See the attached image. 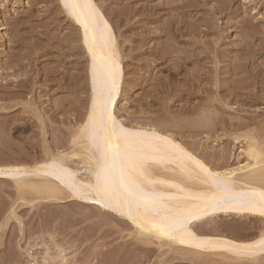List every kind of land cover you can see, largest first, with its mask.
Returning <instances> with one entry per match:
<instances>
[{"label":"rangeland","instance_id":"374dc122","mask_svg":"<svg viewBox=\"0 0 264 264\" xmlns=\"http://www.w3.org/2000/svg\"><path fill=\"white\" fill-rule=\"evenodd\" d=\"M95 1L121 56L119 120L171 135L213 170L245 176L252 166L264 180V0ZM65 8L62 0H0V166L79 152L72 141L92 82ZM68 163L91 175L81 158ZM102 208L65 192L46 201L0 180V264H264L142 236ZM258 219L222 214L195 229L244 243L264 233Z\"/></svg>","mask_w":264,"mask_h":264},{"label":"bare ground","instance_id":"6f19581e","mask_svg":"<svg viewBox=\"0 0 264 264\" xmlns=\"http://www.w3.org/2000/svg\"><path fill=\"white\" fill-rule=\"evenodd\" d=\"M62 2L64 4V0H62ZM76 2L78 3L79 7L75 9L67 7V13L69 18L71 17V19L80 29V40L82 41V45L85 48L89 59V73L90 80L92 82L89 111L77 136H75L72 141L74 147H79V152L75 149L71 153H64L61 151L53 153L51 151H47L45 153V159L41 161L38 160L33 161L31 164H21L15 166H0V180H9L10 182H14L18 185L19 189L22 190L25 187H29L36 191L41 196V198L46 201H49L50 199H56L58 194L65 192L68 194V199L70 200H79L84 204L95 206L97 208L103 207L106 210H110L111 212L128 219L142 236L152 237L159 241H167V243L170 242L171 244L173 243L179 246L186 245L190 249L195 250V253H198V255H201V253H208V255L213 254L217 256H224L222 253L232 254L226 250L229 243L243 245L251 243L264 236V233H262L255 239H251L250 241L244 243H237L236 241L224 238L202 237L198 234L195 229L196 226L207 221L209 217L213 216H222L223 214L240 218H264V215H262L258 210H248L240 207L238 204L227 205L222 208L213 209L201 200L192 199V197L196 196L199 192L207 190L211 183L210 180L208 183H205V173L201 170L199 165H203L204 168L208 169V171L213 174H220L221 177L230 178L234 191L238 193H258L264 191V180L261 178L259 173L253 170L252 166L247 168V174L245 176L239 175L237 172L238 170H232L233 172L231 173L213 170L201 159L192 155V153L186 150L180 143L176 142L171 135L163 134L156 131L155 129H148L147 127H128L122 123L118 118L116 108L121 96L123 69L114 31L110 22L104 16L95 0H76ZM109 68L115 75L117 81V91L114 94L112 103L109 105V112L115 117V120L120 127L142 133V139L145 141H152L159 145L162 149V151L158 152L157 155L164 158V163L155 164L148 169V178L154 181V183L146 185V187L166 196L171 195L177 197V199L169 201V203L180 204L186 209V213L184 215L185 218L188 219V223L186 225L187 231L191 232L199 239L210 240L211 243L207 245V247L202 249L195 248L188 244H181L177 239H169L167 237L158 235L155 230H150L153 223L160 222L158 217H156L152 212L146 211L135 201L133 197H127L122 192L113 195L112 193L105 192L96 186L94 172L97 169V157L99 156V153L96 152L88 138V125L89 116L93 114L94 99L97 101V103H99V86L102 79V72H106ZM96 111L98 114L99 109ZM198 115L200 116V114ZM195 120L198 119L195 118ZM197 124H199V122ZM165 151H167L169 154L165 155ZM70 158H81L85 165L83 170L85 171L84 173L90 172L91 175L88 174L90 176H87L86 178L82 177V169H74L69 165L68 159ZM257 164L258 162L255 165ZM62 169L67 171H62ZM176 184H179L180 187H183L185 191L181 193L178 188L172 186ZM211 191L215 192L216 189L212 188ZM43 195H46L47 197H43ZM181 196L185 197V199H179ZM177 216L180 218V214H177ZM192 217L195 218L193 219ZM260 257H264V253L257 252L250 258H246L258 259ZM254 262L255 260L253 263Z\"/></svg>","mask_w":264,"mask_h":264},{"label":"snow or ice","instance_id":"6c2138e0","mask_svg":"<svg viewBox=\"0 0 264 264\" xmlns=\"http://www.w3.org/2000/svg\"><path fill=\"white\" fill-rule=\"evenodd\" d=\"M64 4L66 8L79 7L76 0H64ZM116 91V77L109 68L106 72H102L99 103L94 99L93 114L89 116L88 125V138L99 153L97 169L94 172L96 186L113 195L122 192L127 197H133L146 211L152 212L160 222L153 223L150 230H155L158 235L177 239L179 243L195 248L207 247L211 243L210 240L199 239L187 231L188 219L184 215L186 209L180 204L169 203L177 197L166 196L146 187L154 183L148 178V169L155 164L164 163V158L157 155L162 149L154 142L142 139V133L117 124L115 117L109 112V105ZM97 109H99L98 114ZM168 154L165 151V155ZM199 167L205 173V183L209 180L211 183L207 190L199 192L192 199L201 200L213 209L238 204L248 210H258L264 215V191L235 192L230 178L213 174L203 165ZM62 171L67 170L62 169ZM172 186L178 188L181 193L185 191L179 184ZM212 188L216 191L212 192ZM179 199L183 200L185 197L181 196ZM177 214H180V218ZM226 250L240 257H251L257 252L264 253V236L243 245L229 243Z\"/></svg>","mask_w":264,"mask_h":264}]
</instances>
